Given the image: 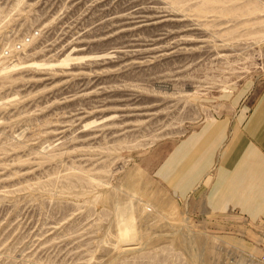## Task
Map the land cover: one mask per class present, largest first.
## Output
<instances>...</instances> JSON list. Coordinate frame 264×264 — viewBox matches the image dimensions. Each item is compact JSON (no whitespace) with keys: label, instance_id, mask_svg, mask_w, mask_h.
Segmentation results:
<instances>
[{"label":"rangeland","instance_id":"obj_1","mask_svg":"<svg viewBox=\"0 0 264 264\" xmlns=\"http://www.w3.org/2000/svg\"><path fill=\"white\" fill-rule=\"evenodd\" d=\"M262 82L264 0H0V264H264L157 177Z\"/></svg>","mask_w":264,"mask_h":264},{"label":"crops","instance_id":"obj_2","mask_svg":"<svg viewBox=\"0 0 264 264\" xmlns=\"http://www.w3.org/2000/svg\"><path fill=\"white\" fill-rule=\"evenodd\" d=\"M239 96L245 107L178 142L157 177L206 214L236 213L264 227V82Z\"/></svg>","mask_w":264,"mask_h":264}]
</instances>
